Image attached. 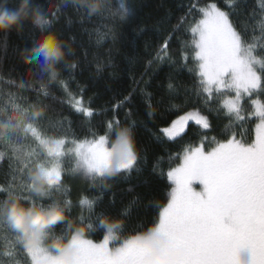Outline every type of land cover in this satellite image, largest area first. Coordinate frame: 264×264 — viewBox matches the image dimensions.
I'll return each mask as SVG.
<instances>
[{"label":"trees","instance_id":"obj_1","mask_svg":"<svg viewBox=\"0 0 264 264\" xmlns=\"http://www.w3.org/2000/svg\"><path fill=\"white\" fill-rule=\"evenodd\" d=\"M196 2L102 0L97 13L89 14L85 5L53 0L59 5L55 16L48 17L45 13L48 18L39 27L29 19L18 29L0 33V124L4 125L0 129V207L17 198L25 205L68 202V219L49 230L44 239L45 251L57 254L47 247L50 241L57 236L67 239L79 225L88 227L85 239L100 243L107 236L111 249H118L135 233L158 221L173 188L167 172L181 163L177 156L182 157L189 147L202 142L209 148L215 146L216 141L225 139L226 132L235 133L237 138L243 134L248 141L254 139L258 118L249 113L246 122L230 119L223 109L225 97L220 94L203 102L200 82L190 72L198 66L194 59H189L194 53L188 25L172 35L190 3ZM198 2L200 6L215 2L222 10L230 11L238 31L244 33L246 47H251L264 65V0ZM19 3L20 0H0V6L8 10L16 9ZM43 6L44 0H30L32 11ZM187 19L191 23V17ZM45 31H56L67 47L74 50L68 62L61 63L55 79L43 69V58L32 51L36 38ZM168 39L171 44L164 50ZM60 81L68 82L71 91L67 96ZM78 88L82 95H76ZM130 93L131 102L119 110V123L113 122L107 128L106 122L113 118L108 109ZM75 100H80V105H75ZM242 103L247 109L251 101L245 98ZM69 104L85 109L90 106L100 114L86 119L73 112ZM38 108L43 109L39 116L35 115ZM187 110L204 112L210 128L191 122L174 142L159 135V129L170 126ZM14 113L23 115L14 117ZM120 125L131 127L135 133L139 157L133 170L89 180L77 173L76 157L64 153L59 160L61 182L53 185L45 196L33 191L30 170L37 163L51 168L55 160L28 127L46 140L70 143L92 141L89 133L111 138ZM103 216L123 221L119 238H110L99 226ZM0 264H34L29 247L3 213H0Z\"/></svg>","mask_w":264,"mask_h":264},{"label":"snow or ice","instance_id":"obj_2","mask_svg":"<svg viewBox=\"0 0 264 264\" xmlns=\"http://www.w3.org/2000/svg\"><path fill=\"white\" fill-rule=\"evenodd\" d=\"M231 15L215 2L200 6L197 0L190 3L185 17L172 32L175 36L184 25L190 28L194 57L189 59H194L198 66L190 72L200 82L203 102L220 94L225 97L223 109L227 110L230 119L234 117L236 121L246 122L250 113L259 120L251 141L244 139L243 134L237 138L235 133L226 132L225 139L216 141L215 146L209 148L202 142L189 147L182 157L177 156V159L182 158V163L167 172V178L175 187L170 201L159 214V231L171 244L185 248L184 255L172 264H241L242 249L250 251V264H264V65L245 61L239 56L247 41ZM188 17H191V23ZM112 38H116L115 34ZM170 44L171 39L166 40L164 50ZM183 66L187 67L186 64ZM71 79L74 80V76ZM59 85L67 96L71 91L68 82L60 81ZM82 94L78 88L76 95ZM256 96L262 99H254ZM245 98L251 101L247 109L241 103ZM131 100L130 93L108 109L113 112V118L106 122L107 128H111L113 122L119 123L120 108ZM80 103L75 100V105ZM68 106L86 119L100 114L90 106L87 109ZM190 122L210 128L204 112L187 110L170 126L159 129V135L174 142L187 131ZM89 135L95 144L93 151L97 158H103L107 137L104 134ZM136 161L137 158L132 157L118 168L131 170ZM194 180L203 184V195L190 186ZM76 242V264H150L147 259L150 246L136 238L125 240L114 251L109 248L107 236L100 243L87 239ZM49 264H68V261L57 257Z\"/></svg>","mask_w":264,"mask_h":264},{"label":"clouds","instance_id":"obj_3","mask_svg":"<svg viewBox=\"0 0 264 264\" xmlns=\"http://www.w3.org/2000/svg\"><path fill=\"white\" fill-rule=\"evenodd\" d=\"M64 0H61L63 3ZM74 4L85 5L89 14H95L101 7L102 0H71ZM30 0H20L17 8L8 10L0 6V33H7L22 26L25 20L39 27L42 20L51 17L59 5L53 0H44V6L38 7L35 11L29 8ZM45 13L49 16L46 17ZM33 53L43 58V69L48 72L52 79H55L60 72L61 63L68 62L69 55H74V50L67 47V43L56 31H45L36 38L32 48ZM43 109H36L35 115L39 116ZM23 113H14L13 116H22ZM4 125L0 124V129ZM110 147L113 151V166L105 170V175L115 177L122 169L118 165L127 163L132 157H139L138 144L133 129L127 125L116 127L115 134L110 138ZM33 181L31 187L40 196H45L51 189L52 183L48 175V169L43 163H37L29 172ZM0 213L6 215L11 227L15 229L26 247H35L43 243L49 235V230L56 224L68 219V202L61 204L54 202L48 206L37 203L27 205L21 203L20 199L11 202L5 201L0 207ZM99 226L105 233L113 239L119 238L123 229V221L111 219L103 216L99 221ZM88 227L86 225L76 226L72 236L65 239L57 236L52 239L47 247L55 249L57 254L68 261V264H76L77 245L73 242V237L86 238ZM134 238L143 241L150 246L147 259L150 264H172L179 260L185 253L183 245H173L159 231V223L154 222L143 231L134 234Z\"/></svg>","mask_w":264,"mask_h":264},{"label":"rangeland","instance_id":"obj_4","mask_svg":"<svg viewBox=\"0 0 264 264\" xmlns=\"http://www.w3.org/2000/svg\"><path fill=\"white\" fill-rule=\"evenodd\" d=\"M259 1L261 2L262 0H259ZM239 56L245 61L251 60V61H254L258 65H263V61L260 59H257L255 55H253V49L251 47H244L243 49H241L239 52ZM230 75L231 73H229V76ZM200 126L203 127V125H200ZM27 130L33 135L35 139L38 140V142L46 150L48 155L55 160L54 166H52L51 168H47L48 175L50 177L52 186L61 182L62 169H61L59 160L64 153H70L76 157L77 173L80 174V176L86 177L89 180H92L95 177L106 176L105 170L113 166V154L114 153L110 147L109 137H107L106 145H105L106 155L103 158H97L96 154L93 151L95 148V144L93 143V141L70 142V143H67L65 141H50V140L44 139L39 134V132L32 127H28ZM181 163H182V158H181ZM134 168L135 166L131 170H133ZM131 170H126V171H131ZM171 183L173 185V188H172L173 190L175 187V184L174 182H171ZM190 186L193 188L194 191L200 192L203 195V184L199 180L192 181ZM171 194H170V199H171ZM81 239H85V238L78 239L76 237H73V242L77 245V248H78V244L76 241L81 240ZM109 248L111 249L110 245H109ZM111 250L114 251L116 249H111ZM29 251H30V255L32 257L34 264H49V261L51 259L61 257L58 254L45 251L44 241L39 246L29 247ZM250 260H251L250 251L248 249H242L240 252L241 264H250Z\"/></svg>","mask_w":264,"mask_h":264}]
</instances>
